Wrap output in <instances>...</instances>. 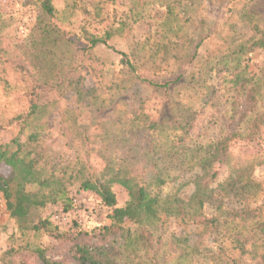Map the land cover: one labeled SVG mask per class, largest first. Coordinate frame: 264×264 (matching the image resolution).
Returning a JSON list of instances; mask_svg holds the SVG:
<instances>
[{
	"label": "trees",
	"instance_id": "obj_1",
	"mask_svg": "<svg viewBox=\"0 0 264 264\" xmlns=\"http://www.w3.org/2000/svg\"><path fill=\"white\" fill-rule=\"evenodd\" d=\"M156 1L129 0L116 22H107L104 10L97 8L101 3L96 2L84 13L97 21L90 29L103 30L94 33L86 26L69 24L79 30L77 39L73 30L66 32L60 25L39 27L41 47L51 42L46 36L53 29L66 40L72 54L62 63L45 61L49 66L45 71L37 70L31 60L5 59L7 50L0 37V89L24 102L12 116L0 111V134L11 128L27 131L23 141L15 136L0 143V166L10 169L8 176L0 174L6 211L18 223L26 224L32 210L56 203L71 187L78 186L108 210L110 223L97 228V244L84 242L89 233L75 222L62 234L71 242L70 259L76 264H193L203 256L205 237L216 244L206 256L210 264H242L244 258L264 264L263 204L238 208L227 204L230 199L251 200L262 192L252 176L259 158L231 159L230 155L235 144L256 143L264 132V25L248 13L257 0L228 2L227 31L202 57L198 56L200 43L191 49L188 37L192 24V16L184 11L188 0H162V19L145 37L131 43L127 53H119L118 72L109 80L101 77L91 85L84 83L83 61L98 62L90 49L106 45L114 36L128 35L133 25L150 18V7ZM39 5L41 13L53 20L52 1L39 0ZM242 20L245 31L237 28ZM79 38L86 47L77 46ZM254 51L262 53L263 61L250 76L246 57ZM137 84L162 92L166 104L148 108L139 101L128 109L120 96ZM224 86L238 90L230 103L228 124L216 140L199 142L193 136L194 126ZM46 87L73 93L95 113L92 125L99 132L95 136L101 142L98 149L92 148L88 123L81 124L72 110L36 102L35 94ZM176 87L181 91H175ZM52 109L65 141L59 152L46 148L41 139ZM93 151L99 167L91 163ZM217 165L225 166L227 175L216 183ZM168 185H174L172 191L164 190ZM116 186L127 193L122 207H117ZM188 186L194 191L181 197V190ZM28 187L34 192L29 193ZM165 222L200 229L197 241L191 244L187 235L166 242L155 238L149 228ZM126 223L135 229H125ZM49 227L44 220L30 229L47 231ZM56 230L53 227L57 235ZM37 257L41 264H69L48 258L43 250H37Z\"/></svg>",
	"mask_w": 264,
	"mask_h": 264
},
{
	"label": "rangeland",
	"instance_id": "obj_2",
	"mask_svg": "<svg viewBox=\"0 0 264 264\" xmlns=\"http://www.w3.org/2000/svg\"><path fill=\"white\" fill-rule=\"evenodd\" d=\"M52 6L55 10L54 19H48L40 10L39 0H0V25L2 28L1 45L7 50L5 59L10 62H28L31 60L36 65L37 70L45 71L49 66L45 65V61H52L54 64L62 63L69 60L71 57L70 47L64 43V38L57 34L55 30L46 36L47 42L42 47L37 39L39 34L38 28L44 25L49 27L53 24L60 25L62 30L66 32L73 30L75 39L80 34L79 30L75 28L86 26L91 32H100L103 29L93 31L97 26V21L92 20L91 16L84 13V10H91L95 7L96 2L101 5L97 8L103 9V17L107 22H116L118 18L126 11V6L129 0H51ZM156 1L150 7V18L143 22L133 25L131 32L125 36H114L110 38L106 45L97 44L92 47L89 53L98 60L83 61L82 76L85 85H91L101 77L103 79H111L119 69L121 56L119 53H127L131 43L138 41L145 37L147 33L153 29L156 22L163 17V8L160 7L159 2ZM231 0H188L185 3L186 16H192V24L189 30L191 40V49L197 43H200L198 49V56L202 57L207 51L219 40V36L227 31L224 25L227 19V4ZM243 1V0H242ZM230 6H232L230 4ZM248 13L253 14L260 25H264V0H257ZM70 24V25H69ZM90 25V26H89ZM90 27V28H89ZM102 28V26H100ZM237 28L242 31L246 30L245 20L239 22ZM54 41V42H53ZM78 47H86L83 39L79 38L77 42ZM59 58L62 60L59 61ZM263 55L260 51H254L246 57L247 73L251 76L256 73L262 65ZM171 88V87H170ZM175 91H181L180 87ZM237 89H230L226 86L222 88L220 93L212 101V105L206 109L194 126L193 136L199 142L206 143L211 140H216L220 134V129L227 126L230 117V103L233 95H236ZM166 96L162 92H155L153 88L146 84H137L131 90L124 92L120 99L126 104L128 109H131L139 101H144L148 108L153 104L158 106L166 104ZM6 96L0 89V111L6 116H12L16 111L23 106V99ZM35 100L38 104H51V107H59L60 109L67 108L74 112V116L78 117L81 124L88 123V134L92 144L93 150L101 146L99 137L95 136L99 133L93 130V123L96 121L95 113L91 109L85 107L84 103L77 99V97L67 91L60 92L58 89L46 87L39 89L35 94ZM19 102V103H18ZM53 114L49 115V127L42 132V142L46 148H50L55 152L61 151L65 144L64 137L61 135L59 127V118H55L56 111L51 110ZM117 118V116H115ZM27 131L18 132V129L11 128L8 132L0 134V143L8 141L10 138L18 136L20 140L26 138ZM100 145V146H99ZM95 151L92 152V165L99 167L100 163L95 158ZM231 159H250L255 156L259 158L260 164L255 166L252 174L253 179L262 186V192L251 200H237L230 199L227 201L230 208H238L244 205H253L262 203L264 208V132L260 140L253 143H239L235 144L230 149ZM215 169L217 172L216 183L223 180L227 175L226 167L217 165ZM10 169L0 166V174L8 176ZM214 183V186L215 184ZM174 185H168L164 188L166 191H172ZM33 187H28L29 193L34 192ZM117 205L123 206L127 200V193L121 187H114L113 189ZM194 188L188 186L181 190L180 196L187 198L192 194ZM76 200V204L88 208V210H95L96 213L92 218H87L77 206L73 207L72 200ZM121 206V207H122ZM65 207L67 208L65 210ZM72 211L74 215H81L83 217V225L79 227L89 234H86L82 240L90 244H97L99 236L97 228L109 224L107 219L108 211L106 209L98 208L97 198L89 193L79 190L78 186L71 187L68 192L57 200L54 204H48L44 208L35 209L31 211L30 217L26 224H20L12 219L6 211L5 202L0 193V263L1 264H41L37 257V250H43L48 258L55 260H65L69 264H76L70 259L69 249L71 242L67 240L68 237L62 235L67 233L71 225L56 226L52 221V215L60 212ZM73 215V216H74ZM73 218V217H71ZM46 220L51 224L47 231H33L31 226L37 224L39 221ZM56 228L59 234L53 231ZM132 223L124 224L125 229H135ZM51 230V231H50ZM95 230L97 232H95ZM150 232L155 238H160L163 242L170 240L173 237H180L187 235L190 243L197 241L200 229L194 226H179L173 222L158 223L156 226L149 228ZM61 234V235H60ZM62 236L63 238H58ZM119 242V241H118ZM215 242L212 238H204V247L202 248L203 256L198 257L193 264H210L206 259L214 251ZM205 256V257H204ZM131 259L137 261V256ZM242 264H261L258 261H253L244 258Z\"/></svg>",
	"mask_w": 264,
	"mask_h": 264
},
{
	"label": "built area",
	"instance_id": "obj_3",
	"mask_svg": "<svg viewBox=\"0 0 264 264\" xmlns=\"http://www.w3.org/2000/svg\"><path fill=\"white\" fill-rule=\"evenodd\" d=\"M72 203H73V207L77 206L79 209L81 208V212H83L86 217L89 219V218H92L94 216V214L96 213L95 210H88V208H83L79 205H77L76 203V200H72ZM97 203H98V208H101V209H106L104 208L100 203L99 201L97 200ZM107 210V209H106ZM108 211V210H107ZM72 213V211H67V212H60V213H55L52 215V220L57 223V224H61V225H71V223L75 222L77 224V226L79 225H83V217L81 215H74ZM73 217V218H71Z\"/></svg>",
	"mask_w": 264,
	"mask_h": 264
},
{
	"label": "crops",
	"instance_id": "obj_4",
	"mask_svg": "<svg viewBox=\"0 0 264 264\" xmlns=\"http://www.w3.org/2000/svg\"><path fill=\"white\" fill-rule=\"evenodd\" d=\"M121 206H122V205H121ZM121 206H118V205H117V207H121Z\"/></svg>",
	"mask_w": 264,
	"mask_h": 264
}]
</instances>
